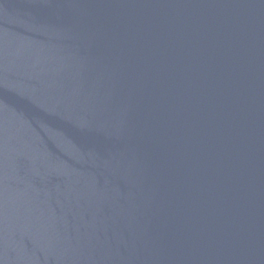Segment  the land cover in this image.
Segmentation results:
<instances>
[{
  "label": "water",
  "instance_id": "95a60500",
  "mask_svg": "<svg viewBox=\"0 0 264 264\" xmlns=\"http://www.w3.org/2000/svg\"><path fill=\"white\" fill-rule=\"evenodd\" d=\"M0 264H264V0H0Z\"/></svg>",
  "mask_w": 264,
  "mask_h": 264
}]
</instances>
